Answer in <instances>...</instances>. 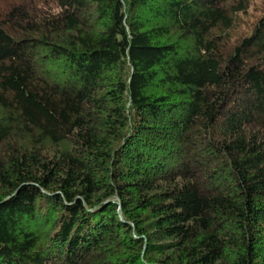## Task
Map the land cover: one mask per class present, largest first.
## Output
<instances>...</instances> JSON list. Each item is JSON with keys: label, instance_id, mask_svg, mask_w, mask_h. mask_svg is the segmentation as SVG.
<instances>
[{"label": "trees", "instance_id": "trees-1", "mask_svg": "<svg viewBox=\"0 0 264 264\" xmlns=\"http://www.w3.org/2000/svg\"><path fill=\"white\" fill-rule=\"evenodd\" d=\"M0 0V264H264V3Z\"/></svg>", "mask_w": 264, "mask_h": 264}, {"label": "rangeland", "instance_id": "rangeland-1", "mask_svg": "<svg viewBox=\"0 0 264 264\" xmlns=\"http://www.w3.org/2000/svg\"><path fill=\"white\" fill-rule=\"evenodd\" d=\"M262 3H264V0H252L251 1V6L248 9V11L245 14L241 15L240 17L241 24L237 25V27L235 28L234 30L235 35H238L239 33L245 31L248 25L258 15L259 8Z\"/></svg>", "mask_w": 264, "mask_h": 264}]
</instances>
